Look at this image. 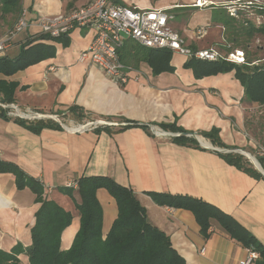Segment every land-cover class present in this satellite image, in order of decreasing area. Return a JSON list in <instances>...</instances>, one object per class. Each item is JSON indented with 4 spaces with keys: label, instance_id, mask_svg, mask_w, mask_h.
Wrapping results in <instances>:
<instances>
[{
    "label": "crops",
    "instance_id": "crops-1",
    "mask_svg": "<svg viewBox=\"0 0 264 264\" xmlns=\"http://www.w3.org/2000/svg\"><path fill=\"white\" fill-rule=\"evenodd\" d=\"M90 1L23 0V17L29 27L0 57H15L24 42L42 35L41 19L80 9ZM114 1L140 8L162 7L152 0ZM182 29L183 26L179 33L192 48H207L219 39L195 41L190 36L191 29ZM68 37L67 47L55 44L54 58L7 78L18 83L11 103L21 111L74 118L82 124L105 120L123 126L109 127L111 133L102 127L73 132L54 120H42L57 123L61 130L44 128L34 134L6 111V117L0 115V159L40 179L45 197L72 215L71 224L61 235V249L71 246L80 217L73 201L58 188L73 185L75 189L81 176H107L132 189L145 209L147 221L169 237L185 264H242L249 250L218 233L204 239L191 212L159 206L148 193L201 199L233 217L264 246V179H255L227 164L215 151L182 146L173 142V137H162L152 130L175 119L177 126L198 135L217 128L224 144L240 150L256 144L255 139H264V128L258 124L259 111L264 108L244 98L234 72L196 79L191 70L183 67L187 59L173 53V73L153 75L145 63H140L132 78L118 86L96 68L78 61L92 40V32L76 28ZM71 106L79 108L81 117L71 115ZM250 127L254 133L248 137ZM74 197L79 201L77 191ZM34 198L29 189L16 188L11 174L0 173L1 250L9 251L17 243L24 247L31 244V228L39 208ZM97 198L103 211L105 237L117 217V206L104 189L97 191ZM19 259L28 264L26 256Z\"/></svg>",
    "mask_w": 264,
    "mask_h": 264
},
{
    "label": "trees",
    "instance_id": "trees-1",
    "mask_svg": "<svg viewBox=\"0 0 264 264\" xmlns=\"http://www.w3.org/2000/svg\"><path fill=\"white\" fill-rule=\"evenodd\" d=\"M21 10L20 0H0L1 16L10 15L16 20ZM226 26L228 30H244L246 38L264 31L263 28L236 27L232 22ZM68 34L59 37L42 34L36 38H29L20 46L15 57H0V103L13 102L18 88L17 82L7 78L30 66L54 58L55 44H60L62 47L69 45ZM172 55L173 52L168 49L146 48L130 39L125 41L120 50L122 62L134 69L140 63H145L153 75L174 72V67L171 65ZM252 63L253 61L236 65L225 61H201L191 58L183 64V67L191 70L196 79L234 72L235 79L243 87L244 98L249 103L264 108V63ZM68 111L72 116L82 115L77 106H71ZM0 115L6 117L1 108ZM14 121L34 134H39L44 128L61 130V127L52 121L30 122L18 118ZM142 127L147 130L146 126ZM158 127L171 133H191L177 126L176 119L173 123H161ZM102 128L109 133L112 132L109 127ZM125 128L128 126L121 129ZM199 136L217 148L237 149L222 142L217 128L200 132ZM172 140L182 146L201 149L193 138L178 136L173 137ZM217 154L227 164L249 176L264 179L243 155L236 152H217ZM258 159L264 171V156ZM0 173L11 174L16 188L29 189L35 197V203L39 204L35 213V223L31 228V244L24 247L21 243H17L9 251L0 249V264H23L19 259L21 255L27 257L28 264H185V260L172 248L169 237L147 221L145 209L132 189L118 184L110 177L81 176L75 182L76 190L70 186L58 188L60 193L73 201L80 217L79 229L71 246L67 250H62L61 235L72 222L71 213L55 201L47 199L42 181L27 175L17 165L0 159ZM100 189H104L117 206V217L105 237L102 234L103 211L97 198V191ZM75 191L78 193L79 201L74 197ZM147 195L159 206L191 212L204 239H208L214 233L222 234L250 252L256 253L258 256L252 264H264V246L233 217L217 207L186 195L168 193Z\"/></svg>",
    "mask_w": 264,
    "mask_h": 264
},
{
    "label": "built area",
    "instance_id": "built-area-1",
    "mask_svg": "<svg viewBox=\"0 0 264 264\" xmlns=\"http://www.w3.org/2000/svg\"><path fill=\"white\" fill-rule=\"evenodd\" d=\"M186 8L223 11L228 18L233 20L234 24L246 28L262 29L264 26V0H192L188 5L174 4L170 8L163 9L125 6L115 3L114 0H91L82 8L66 16L59 15L54 18L41 19L39 26L42 34L51 37H59L76 28L92 32V40L88 47L79 54L78 61L96 68L118 86L127 83L135 72L134 68L122 62L120 58V50L125 41L129 39L146 48L168 49L173 53H179L187 60L193 58L201 61H225L236 65L247 64L243 50L235 49L226 52L222 47L231 42L225 36L226 27L224 25H218L220 35L214 46L201 49L190 47L182 35L172 28L173 15L168 13L173 9ZM28 27L29 23L24 18L20 19L17 25L0 41V54L11 46L12 41L20 32ZM209 27L208 25L193 28L192 39L201 40ZM134 78H136L135 75ZM1 104L4 106L3 110L12 118L26 120L25 118L35 117L38 113L21 111L12 103ZM82 125L84 124L67 126L61 123L64 130L73 132H84L101 127L94 123L82 129ZM152 130L154 131L153 128ZM259 153L264 156V149H261ZM257 256L256 253L249 251L247 260L242 264H252Z\"/></svg>",
    "mask_w": 264,
    "mask_h": 264
},
{
    "label": "rangeland",
    "instance_id": "rangeland-1",
    "mask_svg": "<svg viewBox=\"0 0 264 264\" xmlns=\"http://www.w3.org/2000/svg\"><path fill=\"white\" fill-rule=\"evenodd\" d=\"M152 1H157V3L162 6L161 9L170 8L174 4H179V3L183 4L187 2H192L191 0H152ZM20 2H21L22 10H21V13L18 14V17L16 20L14 17H11L10 15H6V16L0 15V41L6 36V34L12 28H14V26L17 25L20 19L24 18L23 17V11H24L23 0H20ZM73 11H76V10L66 12V14H63V16H66L67 14ZM168 13L173 15V19L171 20L172 28L178 31L183 26L182 31L184 32L186 30L191 29L189 30L191 33L190 36H192L193 28L204 27V26L209 25L210 27L207 29L203 38L201 39L202 42H205L206 40L216 39L220 35V30L218 28V25H224L226 27L225 36H227V38H229V40L231 41L230 44L228 43L225 46H222L224 47L226 52H230L235 49H240V50H243L245 54V60H246L245 63L252 62V61H253V64H263L264 63V31L260 33H255L251 37L246 38V36L244 35V30L243 31L241 29L228 30V27L226 26V24H229L230 22L234 24L233 20L228 18L223 11H219V10L218 11L217 10L208 11V10H197V9L186 8V9H173L169 11ZM234 25L236 27L240 26L237 24H234ZM263 29H264V26H263ZM14 40L12 41L11 46L13 45ZM215 42H217V39L216 41H212V44L210 46H214ZM259 116L261 117H259L258 119L259 121L258 124H259V128L262 129L264 128V111H259ZM59 119L61 123L67 126H75V125H80L83 123L81 122V120L74 119V118L70 119L69 117H64V118L59 117ZM156 129H159L163 132H167L158 127ZM253 129L254 128L252 127L248 129L249 130L247 131V134L249 135L248 137H251V133H254ZM262 139H260L259 141L255 139L254 143L256 144H253V146L251 147L248 146L246 150H242L245 153L249 154V156H253L257 160L258 163H259L258 158L262 157V155H260L259 152L261 151V149L262 150L264 149V142H263L264 139L263 140ZM244 159L248 161V159L245 156H244Z\"/></svg>",
    "mask_w": 264,
    "mask_h": 264
},
{
    "label": "water",
    "instance_id": "water-1",
    "mask_svg": "<svg viewBox=\"0 0 264 264\" xmlns=\"http://www.w3.org/2000/svg\"><path fill=\"white\" fill-rule=\"evenodd\" d=\"M0 108L3 109L4 106L0 103ZM20 117V116H19ZM26 120H42V119H46V120H54L56 121L59 125H61L59 116L57 115H52V114H44V113H37L35 117L32 118H25ZM96 125H100L101 127H114V126H120L123 124H117L114 122H108L105 120H96L95 122H90L89 124H84L82 125V129H85L88 126H92L93 124ZM159 135V134H158ZM160 136L162 137H178V136H183V137H189V138H193L202 148L208 149V150H212L215 152H225V153H230V152H236L239 153L243 156H245L249 163L252 165V167L264 177V171L261 168L260 164L258 163L259 167H256L254 165V163L251 161L249 154L245 153L244 151L240 150V149H230V150H225V149H218L213 147L210 143V146H204L203 144H201L199 138H202L201 136H199L196 133H168V132H163L162 134H160Z\"/></svg>",
    "mask_w": 264,
    "mask_h": 264
},
{
    "label": "bare ground",
    "instance_id": "bare-ground-1",
    "mask_svg": "<svg viewBox=\"0 0 264 264\" xmlns=\"http://www.w3.org/2000/svg\"><path fill=\"white\" fill-rule=\"evenodd\" d=\"M154 131H155L157 134H159V135L163 133V131H161V130H159V129H156V128L154 129ZM199 140H200L201 144H203L204 146H210V145H209V142L206 141L205 139H203V138H199ZM250 159H251V161L254 163V165H255L256 167H259L257 160H256L253 156H250Z\"/></svg>",
    "mask_w": 264,
    "mask_h": 264
}]
</instances>
